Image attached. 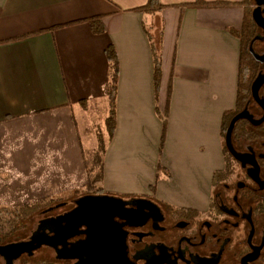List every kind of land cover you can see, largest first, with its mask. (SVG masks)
<instances>
[{
    "label": "crops",
    "instance_id": "crops-1",
    "mask_svg": "<svg viewBox=\"0 0 264 264\" xmlns=\"http://www.w3.org/2000/svg\"><path fill=\"white\" fill-rule=\"evenodd\" d=\"M202 1L234 5L159 0L161 9L147 11L140 8L148 0H0V194L20 187L5 161L18 178L32 176L34 162L54 152L63 155L66 171L83 170L80 121L100 103L108 117L105 50L113 45L116 129L103 187L145 195L156 185V196L173 204L199 200L222 158L223 115L237 104L247 7L244 0ZM93 18L103 33L92 31Z\"/></svg>",
    "mask_w": 264,
    "mask_h": 264
},
{
    "label": "flooded vegetation",
    "instance_id": "flooded-vegetation-1",
    "mask_svg": "<svg viewBox=\"0 0 264 264\" xmlns=\"http://www.w3.org/2000/svg\"><path fill=\"white\" fill-rule=\"evenodd\" d=\"M246 1L251 17L262 2L264 17V0ZM248 51L255 70L249 96L228 122L219 167L199 200L178 205L156 192L84 193L48 202L31 216L1 217L0 248L34 243L21 251L1 250L0 264H264V83L258 99L252 95L254 81L264 77V27L256 26ZM243 110L249 118L236 122L228 149L227 128ZM103 195L122 199L121 208L108 209L106 216L119 210L123 217H105L101 224L97 210L67 216L79 198ZM65 214L66 222L59 221ZM65 225L63 240L58 232Z\"/></svg>",
    "mask_w": 264,
    "mask_h": 264
},
{
    "label": "trees",
    "instance_id": "trees-1",
    "mask_svg": "<svg viewBox=\"0 0 264 264\" xmlns=\"http://www.w3.org/2000/svg\"><path fill=\"white\" fill-rule=\"evenodd\" d=\"M245 4H248L246 0H244ZM188 6H196V7H209V8H219V7H227L234 5L233 3L226 1H213V2H205L202 0H196L194 3L187 4ZM163 5L159 2V0H148V3L141 7L140 9H145L147 11H155L157 9H161ZM90 27L94 33L100 34L104 32V28L102 27L100 20L98 18H93L89 20ZM256 32V25L251 17V10L249 7H246L242 28L239 32V39L241 42V51H240V61H239V78H238V93H237V104L235 109L227 111L223 115V123H222V135L224 136V131L228 125L230 118L245 104L246 100L249 96V86L250 82L253 80L255 76V70L253 66V59L249 54L248 46L253 36ZM152 53L154 58V84L156 90L159 87L160 79H161V54L160 48L158 46H152ZM106 58L110 62V78L107 86V97L109 100V114L105 120V127L108 133V143L112 139L115 129H116V99H117V83H118V73H119V64L116 55V51L113 45H110L105 50ZM167 120L163 118V135L166 129ZM163 141V139H162ZM107 141L103 139V137L97 138V148L93 152L92 158L89 161H86V170L89 176L88 181V190L94 191V193H102L104 190L102 188L103 184V173H104V156L106 152ZM163 144V142H161ZM89 165L91 167H89ZM161 169V168H160ZM159 177H157L158 179ZM151 192H156V185L151 186ZM45 204L37 203L31 204L27 206H22L17 208L16 210H1L0 217H27L31 216L36 211L40 210ZM4 212V213H3ZM2 214H4L2 216Z\"/></svg>",
    "mask_w": 264,
    "mask_h": 264
},
{
    "label": "rangeland",
    "instance_id": "rangeland-1",
    "mask_svg": "<svg viewBox=\"0 0 264 264\" xmlns=\"http://www.w3.org/2000/svg\"><path fill=\"white\" fill-rule=\"evenodd\" d=\"M107 112L108 108L105 106L102 109L100 103L88 110L82 118V121H80L81 127L79 126V133L83 143V170L77 174L66 171L63 155L58 152H54L53 156L51 154L50 156H52V158H49L50 160L48 161L45 160V156L43 161H35L32 170L34 174L27 178L25 176H20V178H18L16 173L19 172L17 170L14 171L11 162L5 161L6 164L4 165H7L11 171L15 172L14 176L18 179V181L13 184L16 183L20 187L16 188L17 191H11L12 193L9 194L10 196L6 197L5 194H0V211H14L22 206L34 205L37 203H44L46 205L48 202H65L68 198H71L73 194H94V191L88 190L87 188L89 176L85 164L86 161H89L92 158L93 152L97 148V138L99 136L103 137L108 143V133L105 127ZM108 144L106 145V149ZM6 150H8V148H6ZM11 151L12 150H10V152ZM89 167L91 166L89 165ZM8 180H11V176H9L6 181ZM102 188L104 190L102 193L116 194L105 189L103 184ZM8 202L15 203L10 205ZM61 210L63 209L58 210V212H61ZM3 215L4 214H2V216ZM3 218L8 217L6 216Z\"/></svg>",
    "mask_w": 264,
    "mask_h": 264
},
{
    "label": "water",
    "instance_id": "water-1",
    "mask_svg": "<svg viewBox=\"0 0 264 264\" xmlns=\"http://www.w3.org/2000/svg\"><path fill=\"white\" fill-rule=\"evenodd\" d=\"M262 5V2H256V8L252 11V20L255 23V25L257 27H264V17L261 15L260 12V7ZM252 55L254 56L255 59H258V55H256L255 53L252 52ZM264 83V77L258 76L257 79L254 81L253 85H252V95L258 99V90L260 88V86ZM243 118H249L247 115V111L243 110L242 112H240L238 115H236L230 122L227 131H226V135H225V143L228 147V149H231V135L234 129V126L236 124V122L240 119ZM232 150V149H231ZM122 206V199L120 198H115L109 195H103V196H85V197H81L79 198V200L77 201V207L76 209H74L70 215L67 216H73V217H83L86 215V212L88 213L90 210L94 211L97 210L98 212H100V217L102 218V222H100L101 224L105 223L104 222V218L108 217V220H112L115 216H119V217H123V215H121L118 211H114L112 213H110L109 215L106 216V212L108 209H120ZM59 221L61 222H66V214L59 216ZM59 235H62V239H66V225L63 229H61L58 232ZM34 243V240H32V242L29 243H18V244H14V245H10L7 247H3L0 248L1 250H8V249H18V251H21L22 249H24L27 246H31ZM62 257H66L62 255Z\"/></svg>",
    "mask_w": 264,
    "mask_h": 264
}]
</instances>
